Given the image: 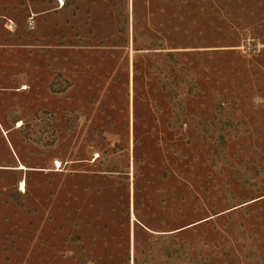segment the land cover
<instances>
[{
    "label": "rangeland",
    "instance_id": "rangeland-1",
    "mask_svg": "<svg viewBox=\"0 0 264 264\" xmlns=\"http://www.w3.org/2000/svg\"><path fill=\"white\" fill-rule=\"evenodd\" d=\"M0 264H264V0H0Z\"/></svg>",
    "mask_w": 264,
    "mask_h": 264
},
{
    "label": "bare ground",
    "instance_id": "bare-ground-1",
    "mask_svg": "<svg viewBox=\"0 0 264 264\" xmlns=\"http://www.w3.org/2000/svg\"><path fill=\"white\" fill-rule=\"evenodd\" d=\"M21 186H23V181H20Z\"/></svg>",
    "mask_w": 264,
    "mask_h": 264
}]
</instances>
